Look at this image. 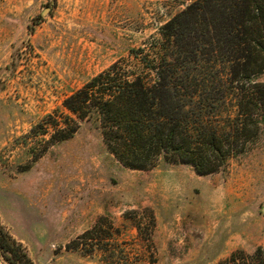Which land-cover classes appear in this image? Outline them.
Masks as SVG:
<instances>
[{"label": "rangeland", "instance_id": "1", "mask_svg": "<svg viewBox=\"0 0 264 264\" xmlns=\"http://www.w3.org/2000/svg\"><path fill=\"white\" fill-rule=\"evenodd\" d=\"M196 1L0 0V225L32 264H219L235 252L234 264H261L264 122L208 175L163 160L125 168L94 118L64 141L45 128Z\"/></svg>", "mask_w": 264, "mask_h": 264}, {"label": "trees", "instance_id": "2", "mask_svg": "<svg viewBox=\"0 0 264 264\" xmlns=\"http://www.w3.org/2000/svg\"><path fill=\"white\" fill-rule=\"evenodd\" d=\"M131 52L133 65L113 63L63 101L70 115L45 127L55 129L57 141L94 118L123 167L147 171L163 160L208 175L257 136L264 122V83L257 81L264 0L190 3L160 27L159 38ZM235 253L219 264H234ZM0 255L7 264H32L1 225Z\"/></svg>", "mask_w": 264, "mask_h": 264}, {"label": "water", "instance_id": "3", "mask_svg": "<svg viewBox=\"0 0 264 264\" xmlns=\"http://www.w3.org/2000/svg\"><path fill=\"white\" fill-rule=\"evenodd\" d=\"M46 11H48V9H46V10L42 13V15H44Z\"/></svg>", "mask_w": 264, "mask_h": 264}]
</instances>
